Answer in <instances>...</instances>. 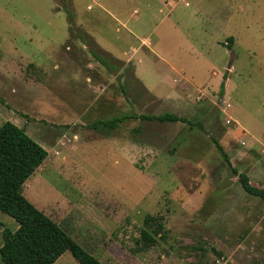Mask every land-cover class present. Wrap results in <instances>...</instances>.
Here are the masks:
<instances>
[{"label": "rangeland", "instance_id": "obj_1", "mask_svg": "<svg viewBox=\"0 0 264 264\" xmlns=\"http://www.w3.org/2000/svg\"><path fill=\"white\" fill-rule=\"evenodd\" d=\"M164 113L203 129L91 127ZM7 121L48 153L26 198L101 262L264 264V201L233 171L264 189V0H0ZM147 216L162 237L138 251Z\"/></svg>", "mask_w": 264, "mask_h": 264}, {"label": "trees", "instance_id": "obj_2", "mask_svg": "<svg viewBox=\"0 0 264 264\" xmlns=\"http://www.w3.org/2000/svg\"><path fill=\"white\" fill-rule=\"evenodd\" d=\"M69 19H73L72 15ZM71 24V23H70ZM78 38L89 44L94 43L87 33H77ZM232 42L233 38H229ZM94 52V51H92ZM95 56L99 59L100 56ZM110 67L108 60H102ZM117 61V59H116ZM224 84L220 87L223 93ZM160 123H184L191 128L203 129V123H193L183 116L173 113L160 115L124 114L107 120H96L92 128L109 134L127 120ZM226 161L229 162L220 143L213 139ZM48 156L47 151L33 140L24 129L7 121L0 127V213H4L17 221L16 231L4 228L2 231L3 244L0 257L5 264H55V262L69 251L79 264H105L80 243L73 239L68 232L56 223L50 216L38 209L24 195V185L27 180L40 168ZM239 178L242 189L249 195L264 201V189L257 188L250 183L249 176L233 170ZM162 217L147 216L145 226L157 225L151 232L144 228L137 240L138 251H147L157 242L156 236L162 237Z\"/></svg>", "mask_w": 264, "mask_h": 264}, {"label": "crops", "instance_id": "obj_3", "mask_svg": "<svg viewBox=\"0 0 264 264\" xmlns=\"http://www.w3.org/2000/svg\"><path fill=\"white\" fill-rule=\"evenodd\" d=\"M9 219H10V218H9V216H8L7 214L0 213V220H4V221H7V222L12 223V225L14 226V230H13V231H16V230L18 229V227H19V224H18V223H17V224H14V222H11ZM15 221H16V220H15ZM16 222H17V221H16ZM2 224H4V223H2V222L0 221V226H1ZM2 226H3V227L0 228V237H1V238H2V231H3L4 228H6L4 225H2ZM11 231H12V230H11ZM2 240H3V239H1L0 248H1L2 244H3ZM1 260H2V259H1Z\"/></svg>", "mask_w": 264, "mask_h": 264}, {"label": "water", "instance_id": "obj_4", "mask_svg": "<svg viewBox=\"0 0 264 264\" xmlns=\"http://www.w3.org/2000/svg\"><path fill=\"white\" fill-rule=\"evenodd\" d=\"M229 67H230V64H229Z\"/></svg>", "mask_w": 264, "mask_h": 264}]
</instances>
